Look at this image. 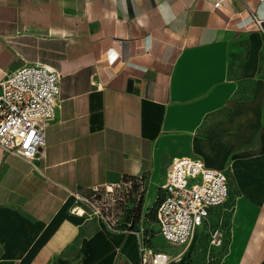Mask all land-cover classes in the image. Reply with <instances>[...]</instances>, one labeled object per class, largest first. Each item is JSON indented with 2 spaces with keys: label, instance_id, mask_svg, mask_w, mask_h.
Segmentation results:
<instances>
[{
  "label": "crops",
  "instance_id": "obj_1",
  "mask_svg": "<svg viewBox=\"0 0 264 264\" xmlns=\"http://www.w3.org/2000/svg\"><path fill=\"white\" fill-rule=\"evenodd\" d=\"M252 13L264 18V0H0V80L34 62L62 74L45 157L0 146V264H141L139 222L114 230L71 211L70 191L123 175L142 179L146 244L170 264H264V34ZM182 156L229 185L187 246L152 231Z\"/></svg>",
  "mask_w": 264,
  "mask_h": 264
},
{
  "label": "built area",
  "instance_id": "obj_2",
  "mask_svg": "<svg viewBox=\"0 0 264 264\" xmlns=\"http://www.w3.org/2000/svg\"><path fill=\"white\" fill-rule=\"evenodd\" d=\"M219 3V1L217 2ZM252 20L264 34V18L252 13ZM61 72L42 62L27 63L6 71L0 80V146L6 153L25 157L32 164L44 158L46 128L60 105ZM142 179L123 175L114 182L91 187L89 194L70 191L74 197L71 211L96 218L114 230H126V205L139 198ZM228 176L222 169L210 167L200 157H175L155 199V224L168 242L187 246L205 224L213 207L228 200ZM141 211L138 232L141 264H170L171 255L146 244L150 230L143 225ZM213 243L222 242L219 229L212 232Z\"/></svg>",
  "mask_w": 264,
  "mask_h": 264
},
{
  "label": "trees",
  "instance_id": "obj_3",
  "mask_svg": "<svg viewBox=\"0 0 264 264\" xmlns=\"http://www.w3.org/2000/svg\"><path fill=\"white\" fill-rule=\"evenodd\" d=\"M144 190L145 189H143V191L141 192L139 198H135L132 200L133 206L129 210V215H127V219L131 216L133 217V225L131 226V228L135 227L137 222H139V217L142 211V200Z\"/></svg>",
  "mask_w": 264,
  "mask_h": 264
},
{
  "label": "rangeland",
  "instance_id": "obj_4",
  "mask_svg": "<svg viewBox=\"0 0 264 264\" xmlns=\"http://www.w3.org/2000/svg\"><path fill=\"white\" fill-rule=\"evenodd\" d=\"M140 195H141V193H140ZM132 200L133 199H131L130 201H129V203L126 205V220H127V215H129V210H130V208L133 206V203H132ZM157 228L155 227V228H153V233H156L157 232ZM221 231V230H220ZM213 232V231H212ZM212 234V233H211ZM211 237V239H212V235L210 236ZM155 238H156V242H155V245H157V246H159V245H161L162 246V241H164L162 238H161V236L157 233L156 234V236H155Z\"/></svg>",
  "mask_w": 264,
  "mask_h": 264
}]
</instances>
